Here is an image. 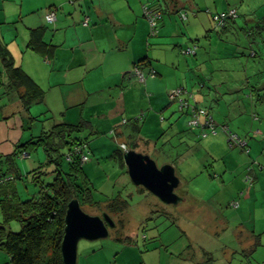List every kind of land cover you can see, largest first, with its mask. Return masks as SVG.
Here are the masks:
<instances>
[{
	"label": "crops",
	"instance_id": "0c3cea01",
	"mask_svg": "<svg viewBox=\"0 0 264 264\" xmlns=\"http://www.w3.org/2000/svg\"><path fill=\"white\" fill-rule=\"evenodd\" d=\"M229 1L232 0H227L220 12L235 8ZM262 2L264 4V0ZM192 3L198 11L206 6L195 0ZM216 3L217 0H213L215 6ZM145 4L161 12L154 34L142 12ZM180 4V0H0V43L7 46L14 64L43 91L42 98L25 109L22 101L25 87H11V78L0 57V175L9 170L5 157L15 152L19 144L41 135L58 122H85L87 127L82 131V136L88 138L89 151L92 149L89 144L91 136L99 140L111 135L113 140L119 142L120 149H123V143L128 148L124 140L127 137L136 151L140 149V152L152 158L162 154V165H174L181 179L179 187L188 177L192 179L197 176L194 173L202 165L203 158L215 162L211 151L220 152L223 145L215 143L211 151L200 145L203 128L189 126V109L181 110L169 98L171 89L184 87L192 93L188 97L189 102L200 107L201 94L198 90L205 87L206 91L203 92L208 95L211 90L207 85L210 76L203 72L201 65L190 68L192 73L181 72L174 66L167 48L165 38L168 30L171 29V33L178 37V30L172 29L171 25L174 24L173 18H180ZM48 8L55 11L56 18L52 23L47 22L45 17ZM166 8L170 10L168 15L164 14ZM209 10L207 8L206 12ZM172 12L176 15L171 16ZM193 13L197 18H209L210 23V15L204 17ZM241 16L243 21L254 23V28L264 18H246L245 12ZM86 17L87 24H84ZM211 21L214 25L212 18ZM35 28H44L41 39L45 46H41L39 51L29 44L31 30ZM223 30L227 32L226 26ZM254 31L259 33L264 28L256 27L250 35ZM190 46L193 45L188 43L181 49L183 51ZM197 51L196 48L195 56ZM142 58H147L149 67L156 71L155 76H148L144 82L138 81L130 73L133 64ZM185 78L192 86L184 83ZM259 84L264 88V80ZM252 97L249 94V97L243 98L247 111L251 112H247L248 117H252L245 132L248 136L244 140L241 138L244 145L240 146L239 151L235 152L233 148L227 150L229 160L221 163L223 170L218 175L224 182L225 177L229 180V189L237 195L228 202L227 207L233 209L228 214L242 223L230 222L227 215L220 221L221 224L212 226L214 236L224 234L226 241H214L215 245L204 251L209 253L208 264H264V112L257 114ZM210 111L216 123L220 122L218 125L225 124ZM255 120L258 122H253ZM226 125L233 132L229 124ZM218 132H222L220 136L229 142L225 132ZM88 148L85 150L88 151ZM30 158L33 159L32 164ZM42 160L39 146L26 151L24 155L19 152L14 160L15 172L22 178L29 173L28 177L37 185L30 172L45 162ZM30 164L33 167L25 170ZM113 168H117L114 173L120 176L127 171L122 156L121 159L115 158ZM193 169H196L195 172ZM86 175L89 176L88 173ZM25 186L28 187V184L25 183ZM21 192L19 184L14 182L0 188V199L11 195L22 199ZM36 192L33 188L30 196ZM241 196L245 197L242 208ZM191 198L194 200L195 195H191ZM234 200L239 202L236 208L230 205ZM258 207L262 212L257 211ZM191 263L196 262H183Z\"/></svg>",
	"mask_w": 264,
	"mask_h": 264
},
{
	"label": "rangeland",
	"instance_id": "374dc122",
	"mask_svg": "<svg viewBox=\"0 0 264 264\" xmlns=\"http://www.w3.org/2000/svg\"><path fill=\"white\" fill-rule=\"evenodd\" d=\"M195 1L206 5L200 7L202 11L195 8L192 0H180L182 12L187 13L188 19L183 21L181 18H173L174 24L171 27L178 30V37L174 36L169 29V34L165 38L168 43L167 48L171 53L174 66L181 72L192 73L191 69L199 65L204 68L203 72L207 73L211 79L207 84L211 90L210 95L204 94L205 87L198 90L201 94L200 107L212 110L213 114L222 123L229 124L232 131L240 138H246L248 135L245 132L248 130L252 117H248L247 112H251L247 111V104L243 98L249 97V94L252 95L255 99L257 114L264 112V88L262 84H259L264 80V31L259 33L254 31L250 35L251 31L256 29L253 27L255 24L243 21L244 18L241 15L245 12L246 18L248 16L261 18L264 16V4L262 0L229 1L231 6L236 8L237 15L234 19L236 21L228 20L226 32L220 28L216 29L212 25L211 18L213 14L220 13L221 6L227 3V0H217L216 6L213 0ZM240 4L242 5L240 10L243 12L239 10ZM207 8L210 9L208 12H206ZM193 12L204 17L210 15V23L209 18L194 17ZM165 13L168 15L170 10L166 8ZM170 15H176V13L172 12ZM201 21L207 26H204ZM245 23L249 24L244 25ZM188 43L198 49L196 56L193 53H183L181 47ZM252 50L257 53L256 56L250 55ZM183 81L191 85L188 78ZM191 89L193 90L192 87ZM175 102L178 105L177 101ZM208 134L206 138L203 135L200 145H204L209 151L215 143L222 144L223 148L220 152L211 151L216 161L203 158L200 168L193 169L194 172L196 170L194 175L197 176L192 179L188 177L190 179L187 178L182 187L176 188V193L183 197L177 205L164 203L144 187L137 189L140 186L131 181L126 170L121 176L115 174L114 170L117 169L113 168L115 158L121 159L126 148L120 149L119 142L113 140L111 135L99 140L91 136L89 138L92 148L89 153L90 160L83 168L93 184V198L101 202L86 203L82 209L91 215L102 216L104 212L107 213L114 220L115 227L109 229V235L106 238L80 239L77 264H183L184 261L196 262L191 264H208L209 253L204 251L211 249L215 245L214 241L219 243L226 241L224 234L214 236L211 231L212 226L221 224L220 221L228 216L230 222L242 223L228 214L233 211L227 207L228 202L237 195L232 194L229 189V180L227 181L225 177L224 182L218 176L219 173L222 174L219 171L223 170L221 163L229 160L226 157L227 150L233 148L236 152L240 150V146L231 145L224 140V137L220 136L222 132ZM120 139L122 140V137ZM124 140L128 143L127 149H134L135 146L131 140L127 137H124ZM39 151L42 153V161H46L42 146H39ZM161 155L153 158L158 166L162 165ZM29 160L32 164L33 159ZM31 164L25 170L31 169L33 167ZM28 176L25 174L24 178L15 180L22 190V200L32 194L33 188L36 191L39 190ZM45 179L48 181L52 177ZM244 188L245 186L243 190ZM191 195L192 197L195 195L194 200ZM241 197L240 208L245 201V197ZM112 198L126 201L127 206L120 213L111 212L108 203L103 199ZM259 210L262 212L260 207L257 208V211ZM2 218L0 205V221ZM9 223L12 231H19V221L12 219ZM199 259L204 260L197 262ZM0 264H11L9 256L1 249Z\"/></svg>",
	"mask_w": 264,
	"mask_h": 264
},
{
	"label": "trees",
	"instance_id": "16d2710c",
	"mask_svg": "<svg viewBox=\"0 0 264 264\" xmlns=\"http://www.w3.org/2000/svg\"><path fill=\"white\" fill-rule=\"evenodd\" d=\"M181 13L182 11H179L180 18ZM235 18L236 16L228 17L220 26L213 23L216 29H224L228 20L234 21ZM181 19L186 20V18ZM256 27L263 29L264 20H259ZM43 33L44 28L31 30L29 44L36 51H39L41 46H45L41 39ZM251 53L252 56L257 55L253 50ZM0 57L4 69L11 78V87H25L22 101L24 108L28 109L33 101L42 98L43 91L28 74L14 64L11 52L3 43H0ZM135 65L151 69L147 58L136 61L133 66ZM205 109L214 119L211 111ZM214 122L216 123L215 119ZM216 125L222 126L217 123ZM85 127H87L85 122L54 123L41 135L31 137L28 141L19 144L15 152L5 157V161L9 164V170L1 174L0 178L12 176V179L0 184V188L14 183L16 179H22V175L15 172L14 164L19 152L32 151L37 146H42L46 154V161L30 172L33 174V181L39 188L36 194L24 200L17 198L16 195L0 199L3 214L0 221V249L9 256L11 264H63L60 247L64 234V217L69 201L76 197L80 200L81 206L86 203L101 202V200L93 198L94 187L84 171V163L81 162V154L90 153L88 138L82 136ZM229 142L232 145H237L230 140ZM83 147L88 148V151ZM47 168L49 169L47 170ZM7 172L12 174H5ZM49 176L52 179L47 181L45 178ZM103 201L108 203L109 210L114 213H120L127 206V202L119 198L103 199ZM12 219L19 221V231L15 232L10 229L9 222Z\"/></svg>",
	"mask_w": 264,
	"mask_h": 264
},
{
	"label": "water",
	"instance_id": "95a60500",
	"mask_svg": "<svg viewBox=\"0 0 264 264\" xmlns=\"http://www.w3.org/2000/svg\"><path fill=\"white\" fill-rule=\"evenodd\" d=\"M122 158L127 173L135 185H140L166 204L177 205L183 197L176 193L181 179L173 164L158 166L147 153L125 149ZM115 227L114 220L107 214L91 215L82 209L80 200L72 198L65 212L64 234L61 241L63 264H77V249L80 239L96 240L106 238L109 229Z\"/></svg>",
	"mask_w": 264,
	"mask_h": 264
},
{
	"label": "built area",
	"instance_id": "2783aa9c",
	"mask_svg": "<svg viewBox=\"0 0 264 264\" xmlns=\"http://www.w3.org/2000/svg\"><path fill=\"white\" fill-rule=\"evenodd\" d=\"M143 13L145 17L148 19L149 24L152 29V33L154 34L156 32L157 22H158V18L161 16V12L157 9L144 5ZM231 16L232 17L236 16L235 9H229L228 11L213 14L212 20L213 22H215L217 26H220V25H223L225 20ZM45 17H46L47 22H50V23L54 22L56 18L55 11L52 9H48V11L45 14ZM181 18L183 19L186 18L185 12L181 13ZM84 24H87V19L85 20ZM195 50H196V47H190V48L184 49L183 53H194ZM130 73L140 82H144V80L148 76L156 75V72L154 69L141 67L140 65L132 66ZM191 96H192L191 92L186 90V88L180 87V86L175 87L169 91V98L171 101H177L178 106L181 110L185 108L189 109V114H190V117L188 119L189 126L202 127L203 128L202 136L207 135L208 133L216 134L218 130H221L228 135L229 140L232 141L233 143L237 145H244V141H242L236 133L231 132L226 125L217 126L216 123L214 122L213 117L207 113V110L205 108H202V107L196 106L193 103H190L188 97H191ZM121 147L126 148L124 143L121 144ZM21 154L22 155L26 154V151H23ZM88 160H89L88 153L84 152L83 154H81L82 163H85ZM10 179H12V176H6L3 178H0V184H3ZM231 206L237 207L238 202H231Z\"/></svg>",
	"mask_w": 264,
	"mask_h": 264
}]
</instances>
